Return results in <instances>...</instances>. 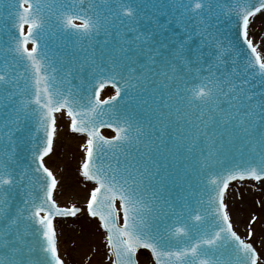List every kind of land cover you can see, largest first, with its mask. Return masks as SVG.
<instances>
[{
    "label": "snow or ice",
    "instance_id": "1",
    "mask_svg": "<svg viewBox=\"0 0 264 264\" xmlns=\"http://www.w3.org/2000/svg\"><path fill=\"white\" fill-rule=\"evenodd\" d=\"M6 4L12 24L0 28V264H64L54 219L80 209L57 204L58 180L45 157L56 114L65 111L72 130L87 136V210L106 230L112 264H139L141 249L154 264H264L233 229L223 200L229 181L264 178V48L249 37L264 0ZM233 20L236 41L226 45ZM101 33L99 51L82 48L83 57L64 60L50 47L54 35L87 43ZM69 76L80 83L68 87ZM107 84L115 95L101 99ZM136 107L157 123L138 119ZM104 127L116 135L101 134ZM161 159L183 166L178 194L168 190L171 174Z\"/></svg>",
    "mask_w": 264,
    "mask_h": 264
},
{
    "label": "rangeland",
    "instance_id": "2",
    "mask_svg": "<svg viewBox=\"0 0 264 264\" xmlns=\"http://www.w3.org/2000/svg\"><path fill=\"white\" fill-rule=\"evenodd\" d=\"M249 37L255 44L264 48V12L252 19ZM62 114L71 125L67 114ZM58 121L61 137L48 165L51 168L59 165L62 177L58 192L66 198L64 206L81 208L75 217L57 221L59 253L65 264H112L106 235L100 223L90 217L85 208L90 189L93 187L81 174L80 163L85 154L83 145L86 138L74 133L71 127L62 130L63 119ZM224 204L234 230L247 242L252 243L264 257V180H244L230 184ZM138 262L152 264L144 253L139 255Z\"/></svg>",
    "mask_w": 264,
    "mask_h": 264
},
{
    "label": "water",
    "instance_id": "3",
    "mask_svg": "<svg viewBox=\"0 0 264 264\" xmlns=\"http://www.w3.org/2000/svg\"><path fill=\"white\" fill-rule=\"evenodd\" d=\"M89 0H85V7L87 6ZM248 2L250 4H254V5H259L260 0H248ZM0 15H2L3 19H0V28H2L3 26L7 25V26H11L12 21L9 19L8 17V8H7V4H6V0H0ZM235 22L234 20L231 22L230 25L226 24L225 25V33H226V40H225V44L227 45V41L231 40L233 42L236 41V34H235V26H234ZM6 38V37H5ZM103 40V34L101 33L100 36L96 37L95 40L89 41L87 43L77 40L74 36H60V35H54L52 38V42H51V50L52 52H57L58 50V54L60 55V57L64 60H66L72 53H78L80 57H83L85 55L84 52L81 51L82 48H89V46L95 47L97 49V51H99L100 48V44L99 41ZM73 67H75V64L73 65ZM99 79V77H97V80ZM68 80L70 81V83L67 85L68 87H73L75 85H78L80 83V78L79 77H72L69 76ZM110 87L112 88L114 91H116V88L112 85V84H107L105 86V88ZM160 86L157 85V88H159ZM104 88V89H105ZM100 90V96L102 91L104 90ZM123 95V93H122ZM136 113L138 114V119L144 121L147 119H151L152 122L155 124L157 123L156 121V117L155 114L148 111L147 109H142L140 107H136L135 108ZM105 120H108L109 117L105 116L104 117ZM147 126V125H145ZM186 127V126H185ZM102 131H109L110 133H113V135H116V132L114 130V128H108V127H104L102 129H100V132L102 134ZM79 135V134H77ZM27 147H29V145H25L24 148L26 149ZM23 151V150H21ZM85 156V154H84ZM159 163L163 166V165H168L167 167V171L171 174V177L167 180V187L168 190L171 191L173 194H178L180 191V187L183 186L184 181L182 179L183 177V166L180 163H176V162H166L163 159L159 160ZM231 165H227V167H230ZM179 173V174H178ZM163 174V173H162ZM175 179L176 181V187L173 186L172 184V179ZM157 179H159V177H157ZM245 179H253L256 180L254 178H250V177H246L244 179H234L229 181L228 185L231 182L237 181V180H245ZM260 180H264V178L260 179ZM225 192V191H224ZM62 208H71L70 206H64V205H59ZM87 209V206L85 207ZM81 209V208H78ZM227 210V208H226ZM73 215H58L55 217L54 222L56 220H62V219H67L72 217ZM104 231L106 232V230L104 229ZM109 248V247H108ZM146 249H141L137 254L141 253V252H145ZM150 252V251H149ZM151 254V253H150ZM137 256V255H136ZM151 258H152V254H151ZM153 260V259H152ZM65 264V263H64Z\"/></svg>",
    "mask_w": 264,
    "mask_h": 264
},
{
    "label": "bare ground",
    "instance_id": "4",
    "mask_svg": "<svg viewBox=\"0 0 264 264\" xmlns=\"http://www.w3.org/2000/svg\"><path fill=\"white\" fill-rule=\"evenodd\" d=\"M251 24H252V21H251V23H250V27H251ZM105 95L104 96H107V95H109L108 94V92H105L104 93ZM61 115H63V114H60V115H57L56 116V133H55V136H54V142H53V151H52V153H51V155L48 157V158H46L45 159V164L49 167V165H48V163H49V161L53 158V152H54V148H56V146H57V144L59 143V139H60V137H61V132H59V128H58V125H59V121L58 120H60V118H62L63 119V128H62V130H64V129H68L69 127H70V124H69V121L68 120H66V118H64V115L63 116H61ZM78 141V140H77ZM85 143H86V139H85V141H84ZM66 143V142H65ZM84 159V158H83ZM83 159L81 160V163H82V161H83ZM80 163V164H81ZM52 171H53V173L55 174V176H56V178H57V180H58V185H57V188L55 189V193H54V199L57 201V204L58 205H64V202L66 201V198L63 196H60L59 195V188H60V180H61V175H60V168H59V165L57 164L54 168H51V167H49ZM87 202V201H86ZM55 229H56V233H58V230H57V223L55 224ZM62 233H63V230H62ZM59 247H61L60 245H59ZM61 250V249H60Z\"/></svg>",
    "mask_w": 264,
    "mask_h": 264
}]
</instances>
